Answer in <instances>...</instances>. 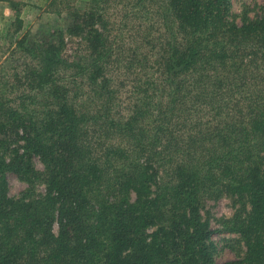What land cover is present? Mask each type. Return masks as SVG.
<instances>
[{
    "label": "trees",
    "instance_id": "obj_1",
    "mask_svg": "<svg viewBox=\"0 0 264 264\" xmlns=\"http://www.w3.org/2000/svg\"><path fill=\"white\" fill-rule=\"evenodd\" d=\"M54 6L51 33L16 16L4 41L0 264H215L221 198L231 264H264V4L239 24L230 0Z\"/></svg>",
    "mask_w": 264,
    "mask_h": 264
},
{
    "label": "rangeland",
    "instance_id": "obj_2",
    "mask_svg": "<svg viewBox=\"0 0 264 264\" xmlns=\"http://www.w3.org/2000/svg\"><path fill=\"white\" fill-rule=\"evenodd\" d=\"M79 1L85 3L89 0ZM12 2L17 5L18 9L15 11L12 10ZM262 4H264V0H230L228 18L239 24L242 16L253 18L258 15ZM54 8V0H0V45L3 44L0 50V66L4 67L10 64L14 66V63L10 61H14L13 59L17 57V54H12V48L4 44L6 34L9 32L12 34L15 29L10 24L14 22L16 16H19L23 23V28L18 34H30V37L35 39L39 35L51 33L54 28L62 23V20L54 14ZM117 23L114 24L118 25ZM128 106L127 101H125L123 104L124 112ZM36 166L41 169L37 162ZM7 182V195L13 199L19 197L25 188V184L13 175L7 176ZM238 210L239 207L232 200L221 198L217 201L208 202L201 211L202 217L208 219L210 229L214 231L211 240L216 247L215 264H231L243 256L241 246L237 247L232 243L237 236L220 231L222 230L220 225L222 221L232 218ZM54 231H56V227H54Z\"/></svg>",
    "mask_w": 264,
    "mask_h": 264
}]
</instances>
